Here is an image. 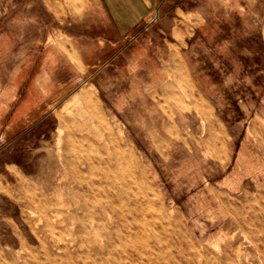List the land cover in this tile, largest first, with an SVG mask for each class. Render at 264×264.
<instances>
[{"label": "rangeland", "instance_id": "374dc122", "mask_svg": "<svg viewBox=\"0 0 264 264\" xmlns=\"http://www.w3.org/2000/svg\"><path fill=\"white\" fill-rule=\"evenodd\" d=\"M118 3L0 0V264H264V0ZM78 168L120 191L98 234Z\"/></svg>", "mask_w": 264, "mask_h": 264}, {"label": "crops", "instance_id": "0c3cea01", "mask_svg": "<svg viewBox=\"0 0 264 264\" xmlns=\"http://www.w3.org/2000/svg\"><path fill=\"white\" fill-rule=\"evenodd\" d=\"M104 2L107 9L111 11L112 16L123 15V8H120L118 3L119 0H99ZM125 1V0H123ZM130 4H134V10L136 12L130 13L131 15L143 16L147 11L151 10L158 0H127ZM115 11V12H114ZM127 14V13H125ZM44 77H35L33 79V86H35L36 93L39 95V80H43ZM71 84L69 87L70 88ZM57 92L55 94H49L43 100L44 107H48L58 100L64 93L65 90ZM176 143V141H174ZM2 145V143H0ZM9 164L3 162L0 164V176L1 169L5 168ZM25 220L23 219L19 205H17L7 194L0 190V244L5 247H16L21 246L29 240V234L25 230Z\"/></svg>", "mask_w": 264, "mask_h": 264}, {"label": "bare ground", "instance_id": "6f19581e", "mask_svg": "<svg viewBox=\"0 0 264 264\" xmlns=\"http://www.w3.org/2000/svg\"><path fill=\"white\" fill-rule=\"evenodd\" d=\"M89 171L90 168L83 170L78 168L69 177L71 184L69 187L75 201L83 208L84 228L96 230L94 232L98 234L99 218L107 212L111 202L118 200L120 191L109 182L103 172L90 176Z\"/></svg>", "mask_w": 264, "mask_h": 264}]
</instances>
